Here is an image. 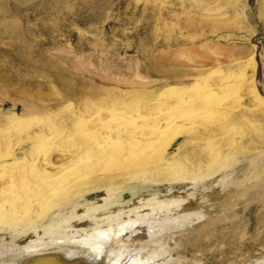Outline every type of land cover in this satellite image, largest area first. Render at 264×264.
Here are the masks:
<instances>
[{"label": "rangeland", "instance_id": "1", "mask_svg": "<svg viewBox=\"0 0 264 264\" xmlns=\"http://www.w3.org/2000/svg\"><path fill=\"white\" fill-rule=\"evenodd\" d=\"M236 60L247 63L261 98L242 93L231 103L232 116L206 120L223 123L224 130L201 155L223 149L226 169L196 185L173 184L169 191L167 183L141 185L123 196L131 205L151 193L175 198L172 212L160 211L189 214L176 231L183 236L175 245L178 264H254L264 258V0H0V150H18L41 126L52 133L38 140L39 150L57 155L59 147L73 146L42 112L65 113L67 103L81 102V94L65 98L70 83H83L84 96L97 87L96 96L103 97L104 89L133 90L128 82L138 79L149 82V90L185 88L219 67L235 85ZM20 114L24 124L14 118ZM26 242L24 236L12 243L0 233V262L22 256Z\"/></svg>", "mask_w": 264, "mask_h": 264}, {"label": "bare ground", "instance_id": "2", "mask_svg": "<svg viewBox=\"0 0 264 264\" xmlns=\"http://www.w3.org/2000/svg\"><path fill=\"white\" fill-rule=\"evenodd\" d=\"M234 65L239 69L235 85H228V73L219 67L200 72L185 88L149 90V82L138 79L128 82L133 90L109 88L97 97V87L84 96L83 83L68 84L65 98L81 94V102L67 103L65 113L42 112L73 146L59 147L57 155L39 150L38 140L52 133L41 126L22 138L18 150H0V233L12 243L27 239L22 256L8 264H178L175 245L183 236L176 231L189 214L162 213L177 201L156 193L140 195L138 205H131L123 191L133 196L141 185L163 183L169 191L173 184L196 185L226 169L223 149L201 155L211 137L224 130L223 123L206 120L232 116L231 103L242 93L253 101L261 98L246 74L247 63L236 60ZM25 111L13 115L16 121L26 117ZM215 155L219 161L210 165ZM189 159L193 162L183 163ZM96 191L103 192L100 200L89 197ZM254 264H264V258Z\"/></svg>", "mask_w": 264, "mask_h": 264}]
</instances>
